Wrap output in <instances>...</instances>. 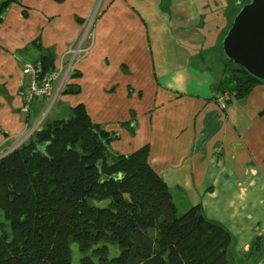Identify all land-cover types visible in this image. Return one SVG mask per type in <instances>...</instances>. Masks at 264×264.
<instances>
[{
  "label": "crops",
  "instance_id": "crops-1",
  "mask_svg": "<svg viewBox=\"0 0 264 264\" xmlns=\"http://www.w3.org/2000/svg\"><path fill=\"white\" fill-rule=\"evenodd\" d=\"M245 1L101 0L91 49L41 123L69 120L83 106L92 123L117 134L113 150L129 155L147 146V161L177 209L200 207L241 252L263 242L264 83L232 96L223 109L217 99L224 64L218 78L213 69L222 23L230 25ZM97 2L0 0V150L20 143L11 145L51 102L36 99L25 111V66L41 60L58 68ZM208 13H218L221 24H209Z\"/></svg>",
  "mask_w": 264,
  "mask_h": 264
},
{
  "label": "trees",
  "instance_id": "trees-1",
  "mask_svg": "<svg viewBox=\"0 0 264 264\" xmlns=\"http://www.w3.org/2000/svg\"><path fill=\"white\" fill-rule=\"evenodd\" d=\"M223 58L219 94L262 83ZM117 138L78 106L0 159V264H228L231 233L200 207L178 216L148 147L125 155Z\"/></svg>",
  "mask_w": 264,
  "mask_h": 264
},
{
  "label": "built area",
  "instance_id": "built-area-1",
  "mask_svg": "<svg viewBox=\"0 0 264 264\" xmlns=\"http://www.w3.org/2000/svg\"><path fill=\"white\" fill-rule=\"evenodd\" d=\"M100 1L101 0H98L92 16L84 26L81 40L77 45L69 46L66 54L62 57L58 68L45 72L44 63L41 60L25 66L24 73L31 77V82L25 88L23 93L25 103L24 109L26 112H30L31 106L36 99L48 98L51 99V102L49 103L50 107L54 105L55 100L61 91L64 90L70 77L75 72L78 63L88 54L93 43V25L99 12ZM234 95V93L229 92L221 93L217 99L219 106L223 109L226 108L228 101ZM42 120L43 118L20 142H23L26 139L28 140L36 131H38ZM258 236L260 239L264 240V226L258 228Z\"/></svg>",
  "mask_w": 264,
  "mask_h": 264
},
{
  "label": "water",
  "instance_id": "water-1",
  "mask_svg": "<svg viewBox=\"0 0 264 264\" xmlns=\"http://www.w3.org/2000/svg\"><path fill=\"white\" fill-rule=\"evenodd\" d=\"M223 56L264 83V0L242 3L221 38Z\"/></svg>",
  "mask_w": 264,
  "mask_h": 264
},
{
  "label": "rangeland",
  "instance_id": "rangeland-1",
  "mask_svg": "<svg viewBox=\"0 0 264 264\" xmlns=\"http://www.w3.org/2000/svg\"><path fill=\"white\" fill-rule=\"evenodd\" d=\"M218 13H213V16L214 15H217ZM208 17H209V24H221L222 20L221 19H214V17L208 13L207 14ZM223 16V15H222ZM224 17V16H223ZM224 21V20H223ZM231 21V20H230ZM228 23V22H227ZM222 25H224L225 28H223V32L220 36V39H219V43H218V46H217V53L219 52L220 56H218V58H221L222 60L225 61V59L223 58V53H222V50H221V47H220V41H221V38L223 37V35L225 34L226 30H227V27L229 24H227V27H226V23L225 21L222 23ZM207 49L208 50H214V45L211 44V43H208L207 44ZM213 57L212 54H209L206 56V58L208 59H211L210 61L212 62L213 61ZM219 60L218 62V67H216L215 69H213V71L215 72V76L218 78L219 75L221 74V64L223 63L222 60ZM222 62V63H221ZM208 67L209 68H212L211 64H208ZM223 80V78H222ZM54 112V108H53V105L50 107V104L46 105V107L44 108V111L41 115V119L43 117V120L46 119V117H49L52 113ZM42 120V122H43ZM46 126H47V123H45L44 125L41 124L40 128L38 129V132H43L45 129H46ZM24 137H21V138H17L15 139L11 145H13L15 142H17L19 140L22 141ZM29 139L27 140H24L23 142H20L14 146L13 148H7L6 150H0V159L2 157H4L5 155H7L8 153H11L13 150H15L16 148H21V146H25V143L26 145L29 144ZM0 205L2 206L4 203H5V194L3 192L0 191ZM189 210V208H186L185 206H181L178 210V216H181L183 215L184 213H186L187 211ZM0 216L3 217V214L0 210ZM236 237V236H235ZM237 239V238H236ZM260 249H258L257 247H255L253 244H252V251H249V252H241L238 247L234 245L231 247V249H229L228 251V264H264V241L260 243V246H259ZM75 249V248H74ZM112 255H117V251L113 252ZM79 258L80 256L79 255H74V263H77L79 261Z\"/></svg>",
  "mask_w": 264,
  "mask_h": 264
}]
</instances>
